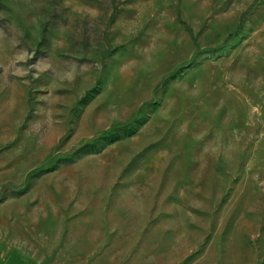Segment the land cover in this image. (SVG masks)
I'll return each mask as SVG.
<instances>
[{
    "label": "rangeland",
    "instance_id": "374dc122",
    "mask_svg": "<svg viewBox=\"0 0 264 264\" xmlns=\"http://www.w3.org/2000/svg\"><path fill=\"white\" fill-rule=\"evenodd\" d=\"M0 264H264V0H0Z\"/></svg>",
    "mask_w": 264,
    "mask_h": 264
}]
</instances>
